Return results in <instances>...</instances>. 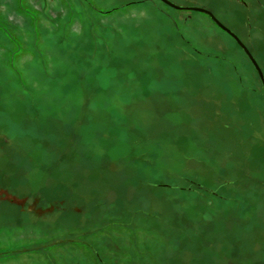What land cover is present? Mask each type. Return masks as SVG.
Here are the masks:
<instances>
[{
  "label": "rangeland",
  "instance_id": "rangeland-1",
  "mask_svg": "<svg viewBox=\"0 0 264 264\" xmlns=\"http://www.w3.org/2000/svg\"><path fill=\"white\" fill-rule=\"evenodd\" d=\"M212 10L264 72V0ZM204 11L0 0V264H264V88Z\"/></svg>",
  "mask_w": 264,
  "mask_h": 264
},
{
  "label": "water",
  "instance_id": "water-1",
  "mask_svg": "<svg viewBox=\"0 0 264 264\" xmlns=\"http://www.w3.org/2000/svg\"><path fill=\"white\" fill-rule=\"evenodd\" d=\"M161 1H164L165 3L171 5L174 8L176 7V8H185V9H189V8L190 9H197L201 12L204 11L205 13H207L212 18V21H215V23H217L218 26H220L222 29H224L226 31V33L231 34L233 36V38L236 40V42L240 45V47H242V49L244 50V52L246 53L248 58L252 61L254 69L256 70L257 73H259V78H260L261 84L264 87V72L262 71V68L259 65L258 59H255L252 52L250 51L251 49L249 48V46H247L245 44L244 41H242L240 39V36L238 34H236L231 28H228L224 22L220 21L217 17H215V15L212 13L211 9L205 8V7H198V6L185 7V6L178 5L176 3L174 4V3H172L171 0H161Z\"/></svg>",
  "mask_w": 264,
  "mask_h": 264
},
{
  "label": "trees",
  "instance_id": "trees-1",
  "mask_svg": "<svg viewBox=\"0 0 264 264\" xmlns=\"http://www.w3.org/2000/svg\"><path fill=\"white\" fill-rule=\"evenodd\" d=\"M253 65V64H252ZM254 67V66H253ZM260 79V78H259ZM261 86H262V84H261ZM264 88V87H263Z\"/></svg>",
  "mask_w": 264,
  "mask_h": 264
}]
</instances>
